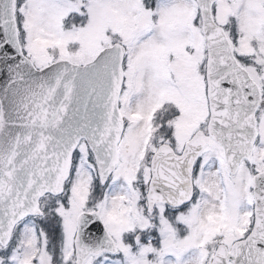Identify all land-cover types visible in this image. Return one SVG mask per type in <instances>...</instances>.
Masks as SVG:
<instances>
[{"label": "snow or ice", "instance_id": "6c2138e0", "mask_svg": "<svg viewBox=\"0 0 264 264\" xmlns=\"http://www.w3.org/2000/svg\"><path fill=\"white\" fill-rule=\"evenodd\" d=\"M0 264H264V0H0Z\"/></svg>", "mask_w": 264, "mask_h": 264}]
</instances>
